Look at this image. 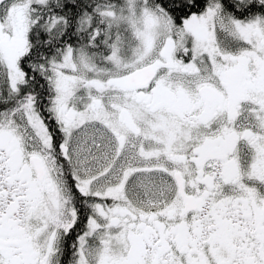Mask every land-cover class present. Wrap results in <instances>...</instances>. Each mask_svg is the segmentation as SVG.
Listing matches in <instances>:
<instances>
[{
    "label": "snow or ice",
    "instance_id": "snow-or-ice-1",
    "mask_svg": "<svg viewBox=\"0 0 264 264\" xmlns=\"http://www.w3.org/2000/svg\"><path fill=\"white\" fill-rule=\"evenodd\" d=\"M0 264H264V0H0Z\"/></svg>",
    "mask_w": 264,
    "mask_h": 264
}]
</instances>
